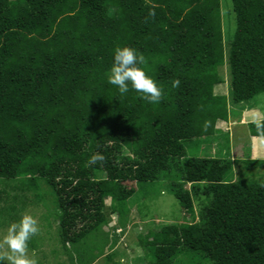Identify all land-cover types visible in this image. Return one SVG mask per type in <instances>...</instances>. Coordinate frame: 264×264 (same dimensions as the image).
Listing matches in <instances>:
<instances>
[{
  "label": "trees",
  "instance_id": "1",
  "mask_svg": "<svg viewBox=\"0 0 264 264\" xmlns=\"http://www.w3.org/2000/svg\"><path fill=\"white\" fill-rule=\"evenodd\" d=\"M231 7L225 54L221 0H0V179L38 182L70 264L94 261L76 247L107 223L106 197L121 222L135 194L158 189L191 216L139 237L152 264H264V181L230 179L237 160L187 156L229 105L264 92V0ZM117 45L145 55L159 104L107 82ZM221 64L227 97L215 91ZM113 254L106 264H121Z\"/></svg>",
  "mask_w": 264,
  "mask_h": 264
},
{
  "label": "rangeland",
  "instance_id": "2",
  "mask_svg": "<svg viewBox=\"0 0 264 264\" xmlns=\"http://www.w3.org/2000/svg\"><path fill=\"white\" fill-rule=\"evenodd\" d=\"M221 19L224 41L226 42L227 39L232 38L235 31V17L232 12L231 0H221ZM227 48L226 42L225 54H227ZM217 72L219 79L223 80L224 84L217 85L216 90L218 89L227 95L229 80L227 64L218 65ZM228 110L229 119L226 122L217 121L214 136L201 138L198 144L190 143L186 146L187 156H216L217 158H230L231 161L235 158L237 162L232 165L230 179L233 181L238 179L264 181V162L259 164L252 162L263 160L264 153L257 155L255 143L252 142L253 137H251L248 129V123L254 116L264 115V92L256 95L250 101L244 102V104L229 105ZM240 159L243 161L238 163ZM247 160H249V164L246 162ZM26 180L31 184L30 186L33 185L35 188L27 187L25 179L16 185H11V181L0 179V205L4 206L5 213L9 218L8 220L0 214L1 218L6 219V221L0 219V255L8 254L7 247L2 243V237L6 234L8 225L19 220L22 214L27 213L37 219L40 228L39 233L29 241L28 254L31 255V251L35 250L39 264H70L58 238L49 209L50 205L43 197L40 185L37 181H32L29 178ZM126 185L133 186L134 182L128 181ZM141 197V193L138 192L132 201H129L128 210L121 222H119L117 214L109 212L110 197L105 198L104 211L107 223L102 226V232L91 233L76 247H80L78 251L84 250L86 257L95 258L91 264H106V254L111 252L114 253V260L121 264H152L149 252L139 244V237L147 236L149 231H153L155 227L162 224L190 221L191 215L186 210L184 212L174 196L165 190L161 192V189H158L154 191L152 197L143 200ZM131 202L138 203L130 204ZM199 210V205L194 203L195 221L198 219ZM106 242L102 253L98 255L100 253L99 247ZM72 252L75 256L74 251ZM189 261L188 258L180 256L175 259L173 264H189Z\"/></svg>",
  "mask_w": 264,
  "mask_h": 264
},
{
  "label": "clouds",
  "instance_id": "3",
  "mask_svg": "<svg viewBox=\"0 0 264 264\" xmlns=\"http://www.w3.org/2000/svg\"><path fill=\"white\" fill-rule=\"evenodd\" d=\"M145 55L137 49L127 45H117L112 50V64L105 73L107 82L116 86L118 92L123 95L129 88L134 90L139 98L150 103L159 104L163 96V88L158 82L147 74ZM172 88L180 86L179 78H172ZM255 128L256 136L264 139V115L254 116L251 120ZM100 153L90 157L91 161L103 160ZM40 231L37 219L31 214H22L17 221L8 225L6 234L2 237V243L8 249L7 255H0L3 264H39L35 250L29 255V241Z\"/></svg>",
  "mask_w": 264,
  "mask_h": 264
},
{
  "label": "crops",
  "instance_id": "4",
  "mask_svg": "<svg viewBox=\"0 0 264 264\" xmlns=\"http://www.w3.org/2000/svg\"><path fill=\"white\" fill-rule=\"evenodd\" d=\"M218 90V89H217ZM217 90H216V88H215V91L217 92ZM228 90V89H227ZM220 94H224V93H221L220 92ZM224 96H226L227 97V95H225L224 94ZM241 118V117H240ZM228 119H229V116H228ZM241 119H239V122H241L240 121ZM222 122H226V121H222ZM251 122V121H250ZM249 122V123H250ZM216 124H218V122H216ZM251 137H253L252 138V142L254 141V146L256 147V153H257V155H259V154H261L262 152L264 153V139H261V138H259V137H256V138H254V136H251ZM261 148V149H260ZM260 149V150H259ZM257 157H260V156H257ZM260 158H262V157H260ZM232 160H236L235 158L234 159H232ZM264 160V159H263ZM241 161H242V159H240L239 160V162L238 163H241Z\"/></svg>",
  "mask_w": 264,
  "mask_h": 264
}]
</instances>
